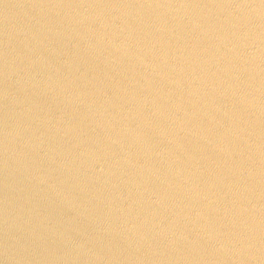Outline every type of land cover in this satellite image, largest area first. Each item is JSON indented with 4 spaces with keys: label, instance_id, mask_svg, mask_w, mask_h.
<instances>
[{
    "label": "water",
    "instance_id": "95a60500",
    "mask_svg": "<svg viewBox=\"0 0 264 264\" xmlns=\"http://www.w3.org/2000/svg\"><path fill=\"white\" fill-rule=\"evenodd\" d=\"M0 264H264V0H0Z\"/></svg>",
    "mask_w": 264,
    "mask_h": 264
}]
</instances>
